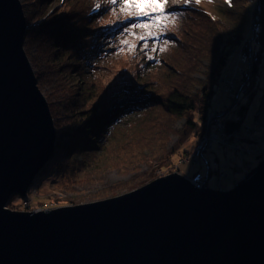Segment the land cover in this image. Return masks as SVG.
Returning a JSON list of instances; mask_svg holds the SVG:
<instances>
[{
    "label": "trees",
    "instance_id": "1",
    "mask_svg": "<svg viewBox=\"0 0 264 264\" xmlns=\"http://www.w3.org/2000/svg\"><path fill=\"white\" fill-rule=\"evenodd\" d=\"M64 2L80 7L63 11ZM97 2L101 4L98 9ZM52 3L59 5L50 9ZM226 3L230 8H242V15L248 9L253 12L255 44L249 70L238 84L224 80L226 89L233 84L228 90L236 91L235 99L224 112L211 113L212 97L223 81L233 49L241 45V51L248 52L243 33L233 31L226 19L210 16L194 0L178 7L167 3L166 9L177 14L175 21L169 16L162 21L164 29H151L157 35L137 39L147 30L132 26L151 24L152 16L126 17L118 5L107 0H23V49L38 88L45 87L56 132L53 155L36 178L75 193L76 187L88 186L97 174H103L93 167L109 161L124 165L126 173H135L133 181L126 182L131 191L151 182L155 171L175 169V155L182 161L192 160L198 141L215 128L212 124L221 123L219 134L232 142L224 148L243 144L242 135L237 138L235 133L244 120L248 100L264 81V0ZM129 45L135 47L129 50ZM237 66L244 71L243 63L239 61ZM261 119L256 115L258 124ZM181 120V130L174 131L173 125ZM170 132L178 137L172 146L168 145ZM247 132L244 141L251 149V159L243 158V166L264 157L257 143L259 138L264 142V127L257 125ZM189 142H193L190 150H184ZM142 164L147 171L139 173ZM210 170L207 167L206 178ZM217 172L225 174L220 180L228 177L226 170ZM11 198L7 207L21 210Z\"/></svg>",
    "mask_w": 264,
    "mask_h": 264
},
{
    "label": "water",
    "instance_id": "2",
    "mask_svg": "<svg viewBox=\"0 0 264 264\" xmlns=\"http://www.w3.org/2000/svg\"><path fill=\"white\" fill-rule=\"evenodd\" d=\"M25 30L20 1L0 0V264H264V158L229 190L172 172L94 202L8 208L56 144Z\"/></svg>",
    "mask_w": 264,
    "mask_h": 264
},
{
    "label": "rangeland",
    "instance_id": "3",
    "mask_svg": "<svg viewBox=\"0 0 264 264\" xmlns=\"http://www.w3.org/2000/svg\"><path fill=\"white\" fill-rule=\"evenodd\" d=\"M19 1L22 4L23 0H19ZM183 3L184 0H168V4L171 7L172 6L178 7ZM196 4L202 7L210 16L214 18L226 19L228 21L229 27L233 31L242 32L243 37H245V46L248 52H246V50L241 51V45H238L236 48L233 49V52L228 58L227 65L224 68V72L222 75L223 81H221L219 85L216 87L215 93L211 100L210 112L222 113L225 111V107L231 105V103L235 99V94H236V91L233 93L228 89H226V84L224 80L225 79L232 80L235 83V85H237L242 74L244 75L246 71L249 70V66L251 64V55H252V50H254V44H255V36L254 33L252 34V31L254 32V29L252 28L253 20L251 17L253 12L248 9V11L245 10L244 14L242 15L240 14L243 11L242 8L238 6H235L234 8H230L228 3H226V0H212L211 3H209L208 0H200V2ZM250 4L251 3H249L248 6H250ZM58 5L59 4L52 3L50 9L53 7L56 8ZM78 7H80L79 3L75 5H73L72 3H68L66 5L64 2L62 10L69 11L72 9H76ZM228 13L233 14V16L230 17ZM243 56L245 58H242ZM245 59L250 60V64L248 65L244 64V66H241L244 69L243 71L240 70L237 64L240 60L242 61ZM242 83H243V79L241 80V84ZM40 91L45 97V87H43L42 90ZM238 98L241 101L244 102L246 101L244 95H240V97L238 96ZM256 115L262 117L260 124H258V121H256ZM182 123H183L182 120L179 121L177 124L173 125L172 129L176 132L180 131L181 130L180 127ZM214 125L216 124H212V127ZM257 125L264 127V81L263 80L260 81V84L256 88V91L254 92L253 96H251V98L248 100L247 110L245 113L244 120L241 123L237 132L235 133V136L237 138H240L241 137L240 135H242L241 141H243L242 143L244 145L243 144L239 145V143H237L232 148L230 146L224 148L223 145L219 144L218 142H215L212 145L211 149H207L203 151L202 156H200V162H193L192 160L182 161L180 160V158L176 157L175 155L173 157V161L176 164L175 169H172L171 172L169 170H157L153 175V177L155 178L152 179L151 181L159 177L165 176L167 174H170L172 172H178L187 179L193 177L192 175L194 173L198 174V172H200L204 176L203 180H205L207 167H209L211 170L205 187L212 189H222V190L231 189V187L234 184L232 180L237 181L238 178L241 177V175L247 172L246 170H248L252 166H255L261 159L259 158V160L257 159L255 161L253 160L251 162H248L245 164V166L241 165L243 158H245L246 160L251 159L250 158L251 155H249L251 149L250 147L245 146V141H244V139L247 138V136L249 135V132H247V128H251V129L256 128ZM214 129L211 128L209 134H211ZM245 131L247 132L246 135H245ZM176 132H170L168 134V145L172 146L177 142L178 137ZM199 141L196 147L194 148V152L198 147ZM257 143H258V147L262 148L261 151H264L263 140L259 138ZM192 144L193 142L187 143L184 146V150H190ZM227 144H232V142L231 143L228 142ZM93 168H94L93 171L103 174H97L95 182H92L93 180H91L90 184H86L88 186L76 187L75 193L70 191H65V193L67 192L66 193L67 200H70L71 202L76 203L75 205H78L83 203L94 202L96 200L98 201L99 198H103L106 196H108L106 198H110L129 192L128 188L130 187V184H127L126 182L130 180L131 183L133 181L135 173L124 172L126 171V167H124V165L122 164L115 165L109 161H105L97 164ZM218 170L219 171L226 170V172L228 173V177H224L222 180H220L219 174L217 172ZM145 171H147V166L143 164L140 165L139 173ZM221 184L223 187L221 186ZM32 187L37 190V195H38L36 199H33L34 203L47 199L46 196L49 197V194L51 195L54 191H60L61 193L64 192L61 191V189L57 188V186H55L54 188V186L50 184L48 180H43L39 176L34 179L32 183ZM109 191L113 192L112 196L108 195ZM30 195L31 194L29 193L28 197H30ZM22 200H23L22 197L18 195H14L11 198L12 204L18 207L19 209H21L20 205ZM67 202L68 201L64 202L63 205H68Z\"/></svg>",
    "mask_w": 264,
    "mask_h": 264
},
{
    "label": "built area",
    "instance_id": "4",
    "mask_svg": "<svg viewBox=\"0 0 264 264\" xmlns=\"http://www.w3.org/2000/svg\"><path fill=\"white\" fill-rule=\"evenodd\" d=\"M242 58H245L244 56ZM243 64H250V60H240ZM233 87L232 83H229L228 89L231 90ZM223 127L221 123H218L215 125V129L212 131L211 134H207L206 136L202 137L199 141L198 147L195 150V152L191 155V158L193 162H200V156H202L203 151L210 149L212 145L215 142H218L219 144L226 146L227 140L225 136L222 134H219V130ZM220 176H225L224 173L220 174ZM203 175L201 174H195L191 178V182L195 184L196 187H201L203 184L205 185V180H203ZM220 179V178H219ZM33 190V191H32ZM31 194L30 197H28V194ZM65 192L61 193L60 191H54L51 195L49 194L48 201H38L37 203H34L33 199H36L37 190L35 188H29L25 197L22 198L21 202V210L22 211H42V210H51L54 208L61 207L64 202L67 200V194H64Z\"/></svg>",
    "mask_w": 264,
    "mask_h": 264
},
{
    "label": "snow or ice",
    "instance_id": "5",
    "mask_svg": "<svg viewBox=\"0 0 264 264\" xmlns=\"http://www.w3.org/2000/svg\"><path fill=\"white\" fill-rule=\"evenodd\" d=\"M185 4L189 2V0H184ZM196 3H199L200 0H195ZM209 3L212 0H208ZM227 2V0H226ZM107 3L110 5H118L120 8L121 14L126 15V17L132 16H152L151 24H134L133 28H143L146 29L145 33L137 39H145L149 36L157 35V32L152 31L151 29L159 28L164 29L165 25L162 23L163 20H167L169 16L173 21L176 19V13L168 11L166 9V4L168 0H107ZM95 7L98 9L101 7L99 2L96 3ZM113 13L115 14V8H113ZM122 43H128L127 41H123ZM165 44L168 43L167 40L164 41ZM135 45H129V50H132ZM164 51V48L160 49Z\"/></svg>",
    "mask_w": 264,
    "mask_h": 264
},
{
    "label": "clouds",
    "instance_id": "6",
    "mask_svg": "<svg viewBox=\"0 0 264 264\" xmlns=\"http://www.w3.org/2000/svg\"><path fill=\"white\" fill-rule=\"evenodd\" d=\"M198 173L201 174L200 172H198ZM201 175H202V174H201ZM203 177H204V176H203ZM191 178H192V177H191ZM191 178H189V179H191ZM207 179H208V178H206V176H205V186H206V183H207ZM30 187H31V186H30ZM30 187H29V188H30ZM22 198H24V197H22Z\"/></svg>",
    "mask_w": 264,
    "mask_h": 264
}]
</instances>
